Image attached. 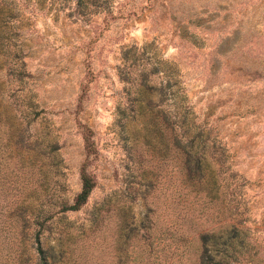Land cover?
Listing matches in <instances>:
<instances>
[{
	"label": "rangeland",
	"instance_id": "1",
	"mask_svg": "<svg viewBox=\"0 0 264 264\" xmlns=\"http://www.w3.org/2000/svg\"><path fill=\"white\" fill-rule=\"evenodd\" d=\"M1 5L12 34L11 54L0 50V112L16 127L3 171L18 180L0 185V208L20 198L52 213L40 231L51 264H198L199 230L235 222L233 192L260 258L233 264H264V0ZM185 112L204 133L212 192L185 176ZM82 168L95 184L62 211ZM22 215L21 230L0 225V264L17 261L15 249L37 264L38 225Z\"/></svg>",
	"mask_w": 264,
	"mask_h": 264
},
{
	"label": "trees",
	"instance_id": "2",
	"mask_svg": "<svg viewBox=\"0 0 264 264\" xmlns=\"http://www.w3.org/2000/svg\"><path fill=\"white\" fill-rule=\"evenodd\" d=\"M10 12L11 10L9 8L6 9L2 5L0 6V50L6 53L7 56L11 54L10 52L8 53V44L10 42V34L12 33L8 30L7 23L8 17L11 16ZM14 54L17 55V52L15 51ZM5 59L7 60V57ZM22 64L23 62L21 61L20 65ZM10 72L21 76L24 70L20 67H18V70H13L11 67ZM29 105H32V103H29ZM21 111L22 114H24V109L21 108ZM186 112L182 114V129L178 133V137H176L177 144L182 152L181 162L185 176L190 179H195L201 187H208L210 188L209 191L212 192L217 180L213 175V171L207 168L208 163L204 158L205 142H201V137L199 136L204 133L200 130L195 131V123L192 120L191 123H189ZM14 128L16 127H14L11 118L0 112V185H15V182L18 180L17 177L13 178V174L3 171L4 166L7 165V161L10 159V138L11 135L14 134ZM196 136L199 138L197 142L195 141ZM87 146L90 147V143H87ZM206 169H208V175H210L209 182L211 184L202 186L200 179L207 173ZM94 184L95 181L92 176L82 168L80 190L76 193L72 202L68 203L65 200L61 201L60 210L79 209L87 201ZM209 185L211 187H209ZM212 195H216V193ZM238 202L239 199L236 193L233 192V197L230 198L231 206H227V210L229 215L235 219V222L230 223L228 227L220 230H199L198 240L200 248L198 264H233L240 256H248L250 259H260L259 257H254L256 251L253 253L251 252L253 244L247 236V229L239 225L244 218L242 217V212L238 209ZM0 212H2V214L7 213L6 217L10 218L8 221L4 219L0 220V223L2 222L0 225L7 226L5 230L11 228L15 232L18 229L21 230L22 225L27 223L26 217L22 214L24 212L33 214V222L35 225H38L34 234L35 247L38 254L36 263L51 264L54 259H49L50 254L48 250L42 246L40 231L42 227H44L45 221L52 216V213L46 212V214H41L40 209H35L31 201L25 203L24 199L20 200V198L12 199L3 210L0 208ZM19 254V249H15L17 261H14L12 264H24ZM143 264H152V261H145Z\"/></svg>",
	"mask_w": 264,
	"mask_h": 264
}]
</instances>
